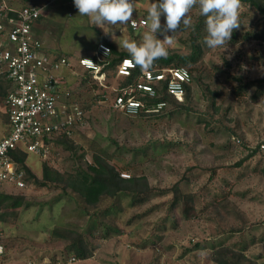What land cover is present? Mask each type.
Here are the masks:
<instances>
[{
	"label": "rangeland",
	"instance_id": "374dc122",
	"mask_svg": "<svg viewBox=\"0 0 264 264\" xmlns=\"http://www.w3.org/2000/svg\"><path fill=\"white\" fill-rule=\"evenodd\" d=\"M47 1L10 0L16 6ZM157 2L135 0V12L147 18L150 4ZM199 15L193 8L192 26L181 25L165 44L168 54L190 52ZM240 23L233 31L237 41L231 43V37L217 48L204 44V28L189 100L155 115L130 117L113 110L110 100L100 102L105 95L113 98L123 82L117 68L104 70L102 85L80 59L102 64L101 45L125 50V39L140 43L150 21L132 33L126 24L96 26L79 15L73 0L45 7L37 33L50 54L70 60L63 73L88 124L75 132L74 147L56 145L47 159L28 153L26 164L42 181L44 163L68 176L103 154L119 169L128 167L121 172L145 175L153 196L132 203L131 196L121 195L93 207L61 183L31 179L26 189L5 184L0 191L25 201L16 209L0 208L2 264L65 262L75 253L68 251V240L52 235L56 227L82 232L93 249L91 257L72 264H221L215 257L225 248L244 254L241 264H264V84L260 90L256 82L264 78V20L242 1ZM156 36L164 39L160 32ZM239 85L245 87L238 90ZM7 123L0 96V135ZM176 184L183 197L173 205Z\"/></svg>",
	"mask_w": 264,
	"mask_h": 264
},
{
	"label": "built area",
	"instance_id": "2783aa9c",
	"mask_svg": "<svg viewBox=\"0 0 264 264\" xmlns=\"http://www.w3.org/2000/svg\"><path fill=\"white\" fill-rule=\"evenodd\" d=\"M58 0H48L44 5L16 6L10 0H0V80L8 83L3 107L8 116V132L0 139V187L8 184L17 189H26L28 181L25 170L15 159L16 150L39 155L42 159L51 156L56 141L62 137L73 138L78 129L88 124L86 110L73 99L68 80L63 71L70 68L65 56L50 54L42 37L37 33V24L45 7ZM133 31L145 30L148 19L134 11L132 21L126 24ZM106 45H101L105 54ZM107 56V55H106ZM91 60V63L85 61ZM124 58L117 66V75L128 76L133 66ZM81 65L100 81L105 78L102 64L92 58L80 59ZM192 84V75L186 66H154L141 71L134 83L114 89L110 100L113 110L126 116L136 117L142 113L160 112L168 103H148L156 98L164 85L169 95L179 102L185 98L186 86ZM100 100V99H99ZM264 149V143L261 144ZM122 177H130L126 172ZM5 254L3 231L0 226V264ZM80 259L71 255L65 262L72 264Z\"/></svg>",
	"mask_w": 264,
	"mask_h": 264
},
{
	"label": "trees",
	"instance_id": "16d2710c",
	"mask_svg": "<svg viewBox=\"0 0 264 264\" xmlns=\"http://www.w3.org/2000/svg\"><path fill=\"white\" fill-rule=\"evenodd\" d=\"M245 3L255 7L259 13L262 15L264 20V0H242ZM43 17V16H42ZM41 17V18H42ZM40 18V20H41ZM205 19L201 15L198 16L197 20L193 24L192 29V40H191V50L188 53H170L165 58H160L155 61L154 66L158 64L159 66H186L194 81L193 70L195 65L198 63L200 57L203 54V44L200 39L203 36V30L205 28ZM39 20V21H40ZM132 33L133 31L129 29ZM139 32V31H138ZM141 32V31H140ZM236 33L233 32L231 43L237 41ZM109 45L110 52L107 54L104 61L105 66L103 70L116 69L118 64L124 58H131L126 50H121L114 44L107 42ZM175 62V63H174ZM153 66V67H154ZM141 69L137 66L132 69L130 75L125 76L120 87L126 86L128 84L134 83L138 77ZM261 85L264 84V78L256 81ZM8 83L4 80H0V96L3 100L7 93ZM245 86L239 85V89H243ZM185 92L184 102L190 99L191 96V85H187ZM159 95L156 98L148 99V103L155 104L157 102L166 101L169 104L182 105L183 102H178L173 96L169 95L165 85L158 90ZM83 106V105H82ZM168 106L164 107L162 111L166 110ZM84 107V106H83ZM6 114V113H5ZM155 115L157 113H151ZM151 114L142 113L141 116H147ZM7 115V114H6ZM8 121V116H7ZM62 144L66 147H74L73 138L62 137L56 141V145ZM253 152L255 151L252 150ZM15 159L19 162L20 166L26 172L27 181L31 179L37 183L46 185L50 182L61 183L64 188H70L76 192L87 205L96 207L100 202L106 198H117L121 195L131 196L132 203H143L151 196H153V189L151 188L149 181L145 175H130V177H122L121 170L128 169L124 167L119 169L117 166L112 164L109 159L103 154H94L93 160L87 165L86 168H78L75 173L65 176L59 170H51L47 163L43 164V180L40 181L36 174L32 172L29 166L26 164L28 154L23 151L16 150L14 152ZM178 184L173 188L174 200L173 205L176 204L181 196L178 194ZM25 198L23 196H18L12 193H7L0 191V208L16 209L21 207L24 203ZM173 207V206H171ZM52 235L58 238H64L69 241L67 249L69 252H74L75 255L81 259H86L92 256L93 249L87 243L85 235L82 232L74 230L73 228H54L52 230ZM244 254L241 252H235L228 248L218 250L215 260L221 264H241V259L245 258ZM249 264H259L255 261H250Z\"/></svg>",
	"mask_w": 264,
	"mask_h": 264
},
{
	"label": "clouds",
	"instance_id": "9594fccd",
	"mask_svg": "<svg viewBox=\"0 0 264 264\" xmlns=\"http://www.w3.org/2000/svg\"><path fill=\"white\" fill-rule=\"evenodd\" d=\"M74 6L81 16H88L91 21L101 28L104 25H124L132 21L135 11V0H73ZM242 0H158L148 8L149 31L142 36V42L123 41V48L131 59L125 63L138 66L141 71H148L156 60L165 58L168 50L165 44H171L174 34L181 25L185 28L192 26L191 11L198 7L199 14L205 19L207 35L204 44L208 48L224 47L231 40L232 33L238 29L240 23V9ZM161 16L165 24L161 25ZM160 32L164 39L157 38ZM168 32L173 35L169 36ZM110 50L105 49V54ZM91 63V60L85 59Z\"/></svg>",
	"mask_w": 264,
	"mask_h": 264
},
{
	"label": "crops",
	"instance_id": "0c3cea01",
	"mask_svg": "<svg viewBox=\"0 0 264 264\" xmlns=\"http://www.w3.org/2000/svg\"><path fill=\"white\" fill-rule=\"evenodd\" d=\"M7 127H8V129H9L8 123H7ZM8 129L5 131V133H4V134H1V135H0V139H1L3 136H5V135L7 134V132H8Z\"/></svg>",
	"mask_w": 264,
	"mask_h": 264
}]
</instances>
